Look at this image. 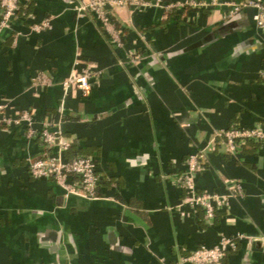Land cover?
<instances>
[{"label": "crops", "instance_id": "0c3cea01", "mask_svg": "<svg viewBox=\"0 0 264 264\" xmlns=\"http://www.w3.org/2000/svg\"><path fill=\"white\" fill-rule=\"evenodd\" d=\"M79 1L21 0L28 13L0 34V104L8 115L29 110L37 130L58 126L51 152L66 159L69 145V158H94L99 197L66 196L32 177L29 161L49 149L0 124V264H172L224 236L236 249L223 264H264V144L236 157L219 136L264 125V28L254 10L229 23V0L170 14L155 3L123 6L113 11L124 30L116 47L93 14H78ZM43 19L50 27L33 30ZM77 61L100 72L86 96L61 87ZM37 74L52 83H34ZM197 151L199 191L227 199L212 219L184 203L174 178Z\"/></svg>", "mask_w": 264, "mask_h": 264}, {"label": "built area", "instance_id": "2783aa9c", "mask_svg": "<svg viewBox=\"0 0 264 264\" xmlns=\"http://www.w3.org/2000/svg\"><path fill=\"white\" fill-rule=\"evenodd\" d=\"M21 0H0V34L12 29L20 16ZM149 3H155L164 9L166 14L174 10H182L186 7H197L201 4L196 0H184L168 2L167 0H80L75 6L78 14L89 12L94 15L99 26L110 42L116 47L123 45L124 30L116 25L113 19V11L123 6L141 7ZM229 7L225 18H234L246 9H253V20L260 29L264 28V0H229ZM50 19H43L34 22L32 29L40 31L49 28ZM139 54L135 53L131 61L135 62ZM100 75V72H93L75 62L74 68L62 80L61 87L64 94L70 89L77 88L86 96L91 89V80ZM264 86V69L260 73ZM33 82L47 86L52 83L51 78L45 74H37ZM0 124L7 128L24 129L27 138H40L49 151L42 157L29 161V173L34 178L50 179L57 186L64 190L66 196L77 195L80 197L95 199L100 177L96 170V162L90 156H79L67 160L62 156V151L51 152L50 149L55 143L61 142L62 132L58 126L47 122L39 130L34 127L33 114L24 110L19 114L8 115L5 105L0 104ZM54 127V128H53ZM53 128V129H52ZM219 136L224 138V150L227 154L236 156L241 152L242 147L250 142L264 144V125H257L251 128L230 127L224 130ZM205 169L204 154L200 151L192 153L186 159L185 169L174 176L176 182L185 191L184 203L201 208L207 219H212L217 209L227 204V199L215 192L199 191L197 176ZM237 194L242 195L240 186H237ZM243 238V236H238ZM236 249L235 238L224 236L212 247L201 245L195 250L181 255L172 264H223V259L230 251Z\"/></svg>", "mask_w": 264, "mask_h": 264}, {"label": "trees", "instance_id": "16d2710c", "mask_svg": "<svg viewBox=\"0 0 264 264\" xmlns=\"http://www.w3.org/2000/svg\"><path fill=\"white\" fill-rule=\"evenodd\" d=\"M22 10H24L23 12H27L28 13V8H21L20 7V10H19V12L20 11H22ZM235 22H238V17L237 18H234V19H232V21L231 22H229V23H235ZM117 25V24H116ZM118 26V25H117ZM220 29V28H219ZM232 29V28H231ZM123 41H124V37H123ZM141 53H143V50L142 49H138L137 50V54H141ZM233 127H235V126H233ZM222 137V136H221ZM222 139L224 140V138L222 137ZM69 150H70V146L69 145H67V146H65V148H64V154H65V156H67V160H72V159H74L75 157H73V158H69V155H67L68 154V152H69ZM82 156V155H81ZM76 157H78V156H76Z\"/></svg>", "mask_w": 264, "mask_h": 264}]
</instances>
